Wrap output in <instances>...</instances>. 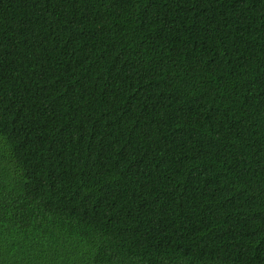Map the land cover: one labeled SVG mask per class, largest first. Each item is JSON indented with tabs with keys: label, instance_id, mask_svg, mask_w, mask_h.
<instances>
[{
	"label": "trees",
	"instance_id": "obj_1",
	"mask_svg": "<svg viewBox=\"0 0 264 264\" xmlns=\"http://www.w3.org/2000/svg\"><path fill=\"white\" fill-rule=\"evenodd\" d=\"M0 264H264V0H0Z\"/></svg>",
	"mask_w": 264,
	"mask_h": 264
}]
</instances>
